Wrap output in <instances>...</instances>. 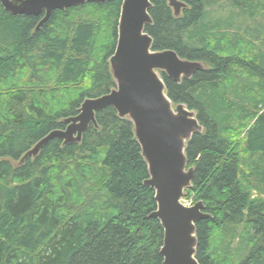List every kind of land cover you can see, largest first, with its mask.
<instances>
[{"label":"trees","instance_id":"1","mask_svg":"<svg viewBox=\"0 0 264 264\" xmlns=\"http://www.w3.org/2000/svg\"><path fill=\"white\" fill-rule=\"evenodd\" d=\"M150 1L152 49L205 65L180 82L161 73L171 101L203 127L186 147L194 174L185 199L209 215L196 223V259L264 264V0H225L246 18L225 28L200 25L208 0H180L179 17L166 0ZM120 6L54 10L35 30L43 14L0 4V264H163L147 164L132 122L112 107L95 113L81 142L54 138L12 163L65 129L86 98L115 88Z\"/></svg>","mask_w":264,"mask_h":264},{"label":"water","instance_id":"2","mask_svg":"<svg viewBox=\"0 0 264 264\" xmlns=\"http://www.w3.org/2000/svg\"><path fill=\"white\" fill-rule=\"evenodd\" d=\"M113 0H0L10 14L39 16V29L54 10L87 3H107ZM173 15L179 17L187 4L166 0ZM150 0H121L117 41L109 59L115 88L94 98H86L76 116L66 118L63 130H53L41 138L21 158L12 162L22 165L36 157L51 139L62 144L79 143L82 134L93 124L98 126L95 113L112 107L119 117L133 124L134 136L146 161L149 179L145 184L154 190L156 210L151 217L163 228L160 254L163 264H199L196 259V223L209 215L201 201L192 206L181 203L191 186L194 170L188 167L187 142L203 131L195 113L184 104H174L166 93L161 73L176 82L190 78L205 68L200 61L182 59L172 50H153L152 37L145 26L152 23Z\"/></svg>","mask_w":264,"mask_h":264},{"label":"rangeland","instance_id":"3","mask_svg":"<svg viewBox=\"0 0 264 264\" xmlns=\"http://www.w3.org/2000/svg\"><path fill=\"white\" fill-rule=\"evenodd\" d=\"M204 7H205L204 16L200 22V25L201 24L210 25L211 22H215L212 24H215V26L217 27L221 26V28H225L230 25H233V27H237L236 25L241 24L242 22H243L242 26L245 25L246 18L243 20V19H238V18L231 16V11H233L234 9H232V7L229 6V4H227L225 0H215V1L208 0L205 2ZM234 11H237V10H234ZM202 27L206 28L204 25H202ZM202 27L198 26V30H201ZM190 201H191L190 199H187L185 201L183 200V203L185 204Z\"/></svg>","mask_w":264,"mask_h":264},{"label":"built area","instance_id":"4","mask_svg":"<svg viewBox=\"0 0 264 264\" xmlns=\"http://www.w3.org/2000/svg\"><path fill=\"white\" fill-rule=\"evenodd\" d=\"M186 205H190L191 204V202H188V203H185Z\"/></svg>","mask_w":264,"mask_h":264},{"label":"bare ground","instance_id":"5","mask_svg":"<svg viewBox=\"0 0 264 264\" xmlns=\"http://www.w3.org/2000/svg\"><path fill=\"white\" fill-rule=\"evenodd\" d=\"M187 107V106H186ZM188 108V107H187ZM189 109V108H188ZM190 110V109H189ZM192 111V110H191ZM194 112V111H193ZM195 113V112H194ZM196 115V114H195ZM197 117V116H196Z\"/></svg>","mask_w":264,"mask_h":264}]
</instances>
